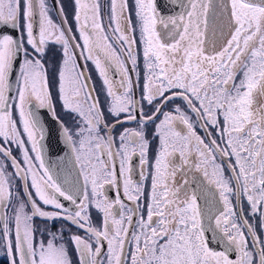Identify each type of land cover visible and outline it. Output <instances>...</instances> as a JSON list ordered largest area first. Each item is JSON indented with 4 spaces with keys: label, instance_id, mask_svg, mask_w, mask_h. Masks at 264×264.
Returning <instances> with one entry per match:
<instances>
[{
    "label": "snow or ice",
    "instance_id": "obj_1",
    "mask_svg": "<svg viewBox=\"0 0 264 264\" xmlns=\"http://www.w3.org/2000/svg\"><path fill=\"white\" fill-rule=\"evenodd\" d=\"M171 3L180 11L166 15L157 0H134L133 26L128 0H111L109 36L98 0H74L81 44L71 28L54 23L46 0H0V26L21 32L16 37L0 28V156L14 169L9 173L0 161V246L10 264H73L69 246L78 264H105V242L106 264H264V239L232 201L246 200L249 215L259 214L264 225V0ZM136 27L143 47L141 101L154 105L151 114L134 99L129 74L130 63L139 79ZM50 43L63 54L55 96L43 63ZM77 49L101 78L106 107L77 63ZM177 99L182 103L155 125L159 144L150 161L146 129ZM39 109L46 110L44 123ZM133 121L136 128L123 127ZM46 124L57 127V143L62 139L68 149L63 164L45 161ZM15 177L24 195L14 188ZM149 177L145 214L140 201ZM121 185L132 206L106 194V186ZM92 209L101 214L99 226ZM66 225L84 235L65 240Z\"/></svg>",
    "mask_w": 264,
    "mask_h": 264
},
{
    "label": "flooded vegetation",
    "instance_id": "obj_2",
    "mask_svg": "<svg viewBox=\"0 0 264 264\" xmlns=\"http://www.w3.org/2000/svg\"><path fill=\"white\" fill-rule=\"evenodd\" d=\"M160 0H157V4L159 3ZM100 4V22L104 25L105 31L108 33L109 36H113V33L111 31V28L109 27L110 25V14H111V0H98ZM170 6L168 8V12H175L177 9V5H174L171 3V0H166ZM46 3L49 7V14L54 21V23L61 25L62 27L65 28H71V33L69 35L75 36L76 37V42H79L82 44V41L79 38V31H78V24L76 23L74 16H75V4L74 0H55L54 4L52 0H46ZM129 4V9H128V14L131 17V21L133 26L137 25V20L135 17V7H134V0H128ZM61 7L63 8V14H61L60 9ZM158 7V6H157ZM171 15V14H169ZM66 17L67 23L64 24L63 21ZM115 25L112 24V27ZM36 31H38V25L36 28ZM19 36L21 34L20 29H18ZM68 34V33H66ZM134 35L135 39L137 40V44L134 46L136 53H137V58H138V63L137 67L140 72L139 79L137 80L136 73L131 70V64L129 63V74L132 77L133 80V97L137 101H141V96H142V91H143V84H144V65H143V47L140 42V34H139V29L136 27V31L132 33ZM114 42V41H113ZM115 43V42H114ZM117 49H119V45H116ZM80 50H76L77 56V63L80 65L81 70H83L86 74V76L90 77V83L94 86L95 88V95L99 98L101 102V107H106L105 101H106V94L104 91V86L102 83L101 78L98 75L97 70L95 69L94 64L91 61H86L83 59L80 54ZM23 60V55L21 57V63ZM63 60V54H62V47L58 44L55 43H50L47 46L46 54L43 59V63L45 64V68L48 72L49 75V80H50V85H51V90L53 92V95H56V86H55V73L58 69V67L62 64ZM19 76V73H18ZM112 76L115 80H119L120 77L118 74H116L115 69L112 70ZM158 102V101H157ZM143 110L147 114H151L154 108V105H148L146 101H141ZM182 102L180 100H176L174 103H168L167 105L162 107V111L160 114H158L157 119L155 120L154 123H151L148 125L146 129V136L147 139L150 141V148H149V160L152 161L156 155L157 149H158V144L159 140L157 137L154 136L155 132V125L160 122V120L163 119V112H173L174 108L177 104H181ZM58 110H59V105H58ZM39 114L41 116V122H45V111L43 109H39ZM137 118L139 119V113H137ZM51 128V136L50 138L48 137V134L46 133V140H45V149H44V157L45 161L49 164H63L64 162L67 161L69 152L66 146L63 144L62 139L60 140L59 143H57V127L55 125H50L46 124V128ZM123 127H128V128H136L137 124L135 121L129 122L123 125ZM122 128H117V132L121 131ZM196 131L197 133L201 136L204 137L206 135L204 129L200 127L199 124L196 126ZM12 148V154L13 156H16L19 159H22L21 153L19 150L16 148L15 145H11ZM10 162V160H9ZM177 162H179L177 160ZM217 162H221L220 158L218 157ZM133 165H134V171H133V179L137 182H139L140 177H139V160L138 157L133 158ZM12 168V167H11ZM225 176L226 177H231L232 173L230 170L227 169L225 165ZM14 171V169L12 168ZM150 171V169H149ZM195 176L202 180L203 177L199 173H195ZM177 179L179 180L180 177L178 176ZM188 179H192V174H189ZM81 183H82V178H81ZM234 183V182H233ZM150 186H151V179L150 177L144 181V190H145V197L142 198L140 203L145 205V214H146V205L149 202L148 200V195L150 193ZM195 186V184L193 185ZM22 187H23V182H22ZM106 194L110 199H115L117 195L120 196L122 200L129 206H132L130 201H127V199L123 195V187L119 189L116 188H111L106 186ZM62 199V198H61ZM217 199H218V194H217ZM233 205L237 209L243 208L242 213H238L243 216H247L249 219V222L252 223L257 230V234L260 236L263 234V228L264 225L256 224V220L260 221L259 219V214L256 216H251L249 215V209L247 205L246 200L242 201H237L235 196L232 197ZM62 202L67 206V207H73L70 202L68 201H63ZM201 203L203 204V200H201ZM218 207H222V205H217ZM51 210V209H48ZM91 217H92V222L94 225L99 226L101 222V214H99L95 209L91 210ZM135 219V218H134ZM39 221V220H38ZM59 226V225H58ZM66 228H68V231L65 232V236L68 238L70 233H78L80 235H84V232L82 230H78L75 226L71 225H66ZM249 240H251V237L249 236ZM212 247H217V241L212 240L211 243ZM70 251H71V246H70ZM130 251V246H126V253ZM72 253V258H73V264H78V259H77V254L74 251H71ZM102 257L101 259L105 261L106 264V256H107V243H104V247L102 249ZM9 260V258H8ZM10 263V261H9Z\"/></svg>",
    "mask_w": 264,
    "mask_h": 264
},
{
    "label": "rangeland",
    "instance_id": "obj_3",
    "mask_svg": "<svg viewBox=\"0 0 264 264\" xmlns=\"http://www.w3.org/2000/svg\"><path fill=\"white\" fill-rule=\"evenodd\" d=\"M15 95H16V92L14 93V96L13 97H15ZM0 161H2V162H4L6 165H8L7 166V171L9 172V173H12L13 172V170H12V168H11V166H10V162H9V160L8 161H4V159H3V157L2 156H0ZM13 186H14V188L17 190V191H20V193H21V195H24V193H23V187H22V181L19 179V177H15L14 179H13ZM261 222L260 221H257L256 220V224H260ZM36 224H38V225H40L41 226V230H42V228H43V225H41V223H40V221H36ZM68 229V228H67ZM68 231V230H67ZM260 237H261V239H264V228H263V234L262 235H260ZM41 237H40V234L38 233L37 234V240H39ZM68 238L65 236V240H67ZM69 248H70V246H69ZM71 252V251H70ZM71 256H72V253H71ZM72 260H73V258H72ZM0 264H10L9 263V260H8V257H7V254H6V249L4 248V247H2V246H0Z\"/></svg>",
    "mask_w": 264,
    "mask_h": 264
},
{
    "label": "water",
    "instance_id": "obj_4",
    "mask_svg": "<svg viewBox=\"0 0 264 264\" xmlns=\"http://www.w3.org/2000/svg\"><path fill=\"white\" fill-rule=\"evenodd\" d=\"M53 1V4L55 2V0H52ZM166 0H160L159 3L157 4L158 6V9L166 14V15H169V14H175L176 12H179L180 11V8L177 6V9L175 12H168V8H169V4L167 2H165ZM0 28H3V26H0ZM3 32L5 34H12L16 37H19V32H18V29L15 31V32H12L11 29L9 28H3ZM21 57H22V54L20 55L19 59L17 60V63H16V67H15V72H14V75L13 77L11 78L12 79V83H13V90L11 91L10 95H14V92H15V80L17 79L18 77V73H19V64L21 63ZM38 111V110H37ZM39 112V111H38ZM209 236H211L212 234L209 233L208 234Z\"/></svg>",
    "mask_w": 264,
    "mask_h": 264
}]
</instances>
